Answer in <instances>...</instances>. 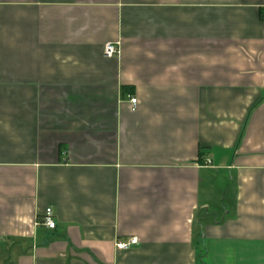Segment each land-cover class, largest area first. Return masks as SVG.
<instances>
[{"label":"crops","instance_id":"1","mask_svg":"<svg viewBox=\"0 0 264 264\" xmlns=\"http://www.w3.org/2000/svg\"><path fill=\"white\" fill-rule=\"evenodd\" d=\"M0 264H264V0H0Z\"/></svg>","mask_w":264,"mask_h":264},{"label":"built area","instance_id":"2","mask_svg":"<svg viewBox=\"0 0 264 264\" xmlns=\"http://www.w3.org/2000/svg\"><path fill=\"white\" fill-rule=\"evenodd\" d=\"M118 51H119L118 50V44H112V43L106 44L104 47V55L106 57H111V56L117 55ZM130 101H131L132 106L134 107L135 106V99H131ZM42 220H43V225L46 228H48L50 230L55 229L56 223L54 221L53 211L51 208H46ZM136 244H137V239L135 237H131V238L127 239L126 241H122V240L117 241L115 243V247L118 250H127Z\"/></svg>","mask_w":264,"mask_h":264}]
</instances>
